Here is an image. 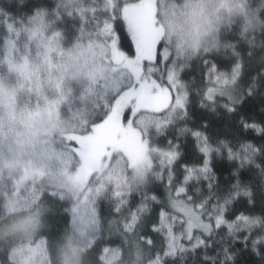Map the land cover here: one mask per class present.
Listing matches in <instances>:
<instances>
[{"label":"snow or ice","instance_id":"6c2138e0","mask_svg":"<svg viewBox=\"0 0 264 264\" xmlns=\"http://www.w3.org/2000/svg\"><path fill=\"white\" fill-rule=\"evenodd\" d=\"M175 10L0 0V61L44 74L69 46L47 81L61 150L0 177V264H264V0H232L174 43ZM128 133L134 159L116 146Z\"/></svg>","mask_w":264,"mask_h":264},{"label":"trees","instance_id":"16d2710c","mask_svg":"<svg viewBox=\"0 0 264 264\" xmlns=\"http://www.w3.org/2000/svg\"><path fill=\"white\" fill-rule=\"evenodd\" d=\"M225 1L228 0H165L166 3L176 6V10L172 13H169V19H168L174 26L173 40L175 39H178L179 41L186 40V39H182L183 37L186 38V36L180 32V29L185 30L186 34L188 33V27L192 31L195 29L198 30V27L200 26L199 18L200 20H202V16H203L202 12H204L205 6L206 7H211V5L212 7L222 6L225 3ZM231 2L232 0H230L229 2L230 5ZM189 3H198L201 6L202 12L200 11L194 13L192 9L185 8V5ZM224 9L225 8H223V10ZM214 10H215L214 12H218L217 9ZM185 13L187 14L186 18H181V16L185 15ZM226 13L219 14V16L222 17L226 15ZM215 17L216 15L213 16V18ZM189 18L191 19L190 21H188ZM179 24L181 26H179ZM182 24H184L183 27ZM191 38H195V36ZM68 49L69 46L63 45L62 47L63 52H66L68 54ZM24 59H25L24 57H22L21 59H14L9 63L0 61V87L5 86L4 91L8 94V99L6 100L7 106L0 107V145L1 142H5V143L8 142L7 143L8 147H4L3 145H1L2 146L1 154H4L3 155L4 158L6 153L9 154L12 153L14 156L18 155L20 158L22 157V151L27 156V153L24 151V149L29 148L28 146H25L29 135L22 132V129H24V126L25 127L31 126L33 128L35 125L44 124V123L47 124V127H51V129L45 130L40 138L41 139L46 138L49 141V144L52 145V147H56V150L58 151L61 150L55 145V139H57L56 129L61 126L63 121L66 119V117L62 108L61 98L58 94L59 89L48 85L47 81L49 80V78H51L46 75L48 72L44 74L40 73V76H42V84H39L37 82L35 83L36 81L35 78H33L32 81V76L27 75L21 69L22 66H20V64L22 63V61H24ZM26 59L29 60L28 58ZM57 59H62L59 56V53H57L54 56H50L49 66L54 65L61 67L62 65H64V63L58 62ZM33 73H38V72L33 71ZM56 76L57 78L61 77V73L58 71ZM68 86L70 89L74 90V86L72 84H69ZM43 95L45 96L42 97ZM48 104L54 106L55 108V110L52 113L48 111V114H51L49 116L50 119L46 120L42 118L43 117L42 115H41V120L35 119L32 114L37 113L41 107L47 108L46 105ZM3 110L9 111L7 124H9L11 128H8L4 125L5 120H4V115L2 113ZM13 117L15 118L13 119ZM32 128L26 131L30 133ZM2 136H5L7 140L3 139ZM11 137H13L12 143L9 141ZM34 161L38 162L36 158H34L33 156L32 165L37 166L36 164H34ZM24 167L20 166L17 168L15 166L12 167L8 166L7 168H3V170L2 168H0V172H1L0 177H6L8 175L16 174L13 171L20 172V170L23 169ZM2 188H3V181L0 180V190H2ZM19 217L21 216H17L14 219ZM2 230L5 229L0 228V231ZM8 231L10 230L8 229Z\"/></svg>","mask_w":264,"mask_h":264},{"label":"rangeland","instance_id":"374dc122","mask_svg":"<svg viewBox=\"0 0 264 264\" xmlns=\"http://www.w3.org/2000/svg\"><path fill=\"white\" fill-rule=\"evenodd\" d=\"M229 2H230V0L225 1V3L222 6H216V7H214V6L212 7V5H211V7L205 6L204 12L201 11L203 13V16H202V20H200V18H199V25L201 26L205 20L212 19L214 15H216V17H217L219 14H225L228 11V9L230 8ZM223 8H225V9L223 10ZM214 9H217L218 12H214L215 11ZM186 16H187V14L185 13V15L181 16V18H186ZM168 19H169V16H168ZM161 20L164 21L165 18L161 17ZM190 20L191 19L189 18L188 21H190ZM183 25L184 24H182V27H183ZM179 26H181V25L179 24ZM199 27H198V29H199ZM179 29H180V27H179ZM197 31L198 30H196V29L192 31L188 27V33L186 34L185 30L180 29V32L186 36V38H184V37L182 38V39H186L184 41L195 40L197 38ZM193 36H195V38H191ZM177 41H179V40L178 39L173 40V42H177ZM67 55L68 54L66 52H63V55H61L59 53V56L62 59H57V61L65 64ZM24 58H25L24 61H22V63L20 64V66H22L21 69L23 70V72H25L27 75L32 76V81H33V78H35L36 79L35 83L37 82L39 84H42V76H40V72L38 71L35 63L30 59L27 60L26 59L27 57H24ZM59 68H60L59 66H54V65L51 66L50 65L49 69H48V73L46 75L53 78V79H56L57 78L56 74L58 73ZM33 71H37L38 73H33ZM4 90H5V86L0 87V107H2V106L6 107L7 106L6 100L8 99V94ZM44 96L45 95H43L42 97H44ZM49 106H51V105L50 104L46 105L47 108L41 107L37 113L32 114L33 117L35 119L41 120V115H42L43 116L42 118L49 120L50 119L49 116L51 115V114H48ZM8 112H9L8 110L2 111V113L4 115V120H5L4 125L8 128H11L10 125L7 124ZM14 118L15 117H13V119ZM31 128H32L31 126H27V127L24 126V129H22V132L29 135L27 143L25 145V146H28L29 148L24 149V151L27 153V156L22 151V157H20V158L18 155L14 156L12 153L11 154L6 153L5 158H4V156H3L4 154H1L2 153V146L1 145H3L4 147H8V145H7L8 142H6V143L1 142V145H0V162H1V165H4V166L0 165V168H2V170H3V168H7L8 166H10V167L15 166L18 168L20 166L24 167L26 164L32 165L34 154L38 150L43 149L46 142H47L49 147H52V145L49 144V141L46 138H42V139L40 138L43 135L42 133H44L45 130L51 129V127H47V124H45V123L44 124H38L32 128L30 133H28L26 130H30ZM21 135H23V134H21ZM2 138L7 140V138L5 136H2ZM9 141L12 143L13 137H11L9 139ZM116 146L119 148H122L129 158L134 159L136 156V153H137V137L132 133H128L126 135V137L124 138L123 142L117 144ZM6 156H8V157H6ZM34 158H35V156H34ZM37 161L38 162L34 161V164H36L37 166H40V161L39 160H37ZM13 172L16 174L19 173L18 171H13ZM0 174H1V172H0ZM22 219H23V217H19V218L14 219L15 225H18L22 221ZM15 225L12 229H9V230L15 231ZM4 233H5V230L0 231V238H2Z\"/></svg>","mask_w":264,"mask_h":264}]
</instances>
